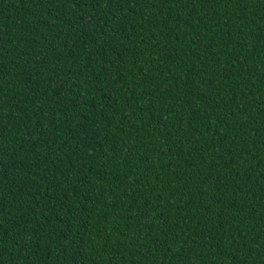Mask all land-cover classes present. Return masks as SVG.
Instances as JSON below:
<instances>
[{"label":"trees","instance_id":"1","mask_svg":"<svg viewBox=\"0 0 264 264\" xmlns=\"http://www.w3.org/2000/svg\"><path fill=\"white\" fill-rule=\"evenodd\" d=\"M0 264H264V0H0Z\"/></svg>","mask_w":264,"mask_h":264}]
</instances>
